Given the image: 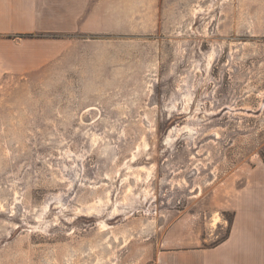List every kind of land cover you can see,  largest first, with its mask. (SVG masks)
<instances>
[{
    "label": "rangeland",
    "instance_id": "374dc122",
    "mask_svg": "<svg viewBox=\"0 0 264 264\" xmlns=\"http://www.w3.org/2000/svg\"><path fill=\"white\" fill-rule=\"evenodd\" d=\"M161 10L153 34L0 80V264H146L227 235L264 165V0Z\"/></svg>",
    "mask_w": 264,
    "mask_h": 264
},
{
    "label": "crops",
    "instance_id": "0c3cea01",
    "mask_svg": "<svg viewBox=\"0 0 264 264\" xmlns=\"http://www.w3.org/2000/svg\"><path fill=\"white\" fill-rule=\"evenodd\" d=\"M163 0H0V80L43 69L89 37H141L161 26ZM100 44L98 40L92 41ZM213 247L158 248L146 264H264V165L252 168Z\"/></svg>",
    "mask_w": 264,
    "mask_h": 264
},
{
    "label": "trees",
    "instance_id": "16d2710c",
    "mask_svg": "<svg viewBox=\"0 0 264 264\" xmlns=\"http://www.w3.org/2000/svg\"><path fill=\"white\" fill-rule=\"evenodd\" d=\"M230 224H231V221H229V227H228L227 235L224 238H222L219 242L215 243L213 246H216L217 244H219L220 242H222L226 239V237L228 236V233H229ZM213 246H211V247H213Z\"/></svg>",
    "mask_w": 264,
    "mask_h": 264
},
{
    "label": "bare ground",
    "instance_id": "6f19581e",
    "mask_svg": "<svg viewBox=\"0 0 264 264\" xmlns=\"http://www.w3.org/2000/svg\"><path fill=\"white\" fill-rule=\"evenodd\" d=\"M133 202H135L136 204L138 203V205H139V203H142L141 199L138 198V197H134V198H133ZM142 204H143V203H142ZM133 206H135V205H133Z\"/></svg>",
    "mask_w": 264,
    "mask_h": 264
}]
</instances>
